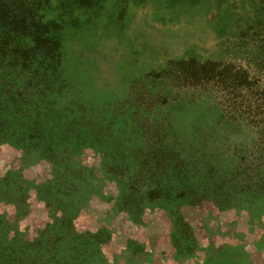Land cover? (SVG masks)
<instances>
[{
	"label": "rangeland",
	"instance_id": "obj_1",
	"mask_svg": "<svg viewBox=\"0 0 264 264\" xmlns=\"http://www.w3.org/2000/svg\"><path fill=\"white\" fill-rule=\"evenodd\" d=\"M117 2L68 31L52 88L25 77L0 98L17 128L0 132V247L18 238L25 264H264V124L228 95L260 2ZM190 60L217 77L188 84Z\"/></svg>",
	"mask_w": 264,
	"mask_h": 264
},
{
	"label": "trees",
	"instance_id": "obj_2",
	"mask_svg": "<svg viewBox=\"0 0 264 264\" xmlns=\"http://www.w3.org/2000/svg\"><path fill=\"white\" fill-rule=\"evenodd\" d=\"M108 0H0V98L8 104L14 101L15 90L26 79V85L42 90L52 88L58 70L64 61L68 31L80 30L84 24L97 19ZM117 5L133 0H117ZM168 7L178 3L192 5L196 0H166ZM261 18L255 25L246 26L241 32L242 61L228 60V82L234 84L228 91L230 99L241 97V112H249L264 124V0ZM114 6V5H113ZM183 62V61H181ZM188 84L194 86L202 78H216L213 67L190 60ZM186 69V68H185ZM206 75L200 77V75ZM220 76L221 72H219ZM208 75V76H207ZM223 79V77L221 76ZM19 79V80H16ZM188 79V80H189ZM218 80L217 83H219ZM256 95H259L256 97ZM29 104L32 103L30 99ZM234 104H236L234 102ZM237 107L234 106V109ZM8 109V107H7ZM5 109V112H7ZM6 114V113H5ZM19 114V109L13 118ZM0 118V132L15 133L17 128L9 116ZM5 123V127L2 124ZM27 126L25 124H21ZM5 134V135H6ZM7 139V137H5ZM4 140L6 141V139ZM4 141V142H5ZM3 142H0V145ZM7 221L0 215V243L5 241ZM17 236V233L15 234ZM18 238L10 245L0 247V264H25L7 253L16 249ZM16 247V248H15Z\"/></svg>",
	"mask_w": 264,
	"mask_h": 264
}]
</instances>
